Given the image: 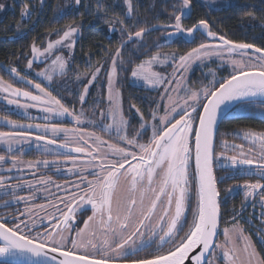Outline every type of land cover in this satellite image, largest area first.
<instances>
[{"label": "snow or ice", "instance_id": "snow-or-ice-1", "mask_svg": "<svg viewBox=\"0 0 264 264\" xmlns=\"http://www.w3.org/2000/svg\"><path fill=\"white\" fill-rule=\"evenodd\" d=\"M124 4L125 19L119 20L105 19L107 9L102 6V0H96L94 10L85 4L89 14L103 13L100 18L108 24L109 31H119L122 40L121 46L114 50L101 46L103 56L87 83L83 79L89 73H77L73 83H83L78 97L79 112L66 107L64 97L58 98L59 92L53 95L56 89L50 91L49 87L54 75L68 74L76 37L82 34L80 24L69 23L63 29L46 33L49 37L57 35L58 39L49 41L43 51L35 43L31 45L28 70L38 60L46 63L53 50L68 52L67 60L56 55L50 65L35 73L50 82L48 87L22 75L16 66L0 65L13 81L0 77V98L29 121H44L22 123L7 115L0 118V125L11 129L0 131V145L6 152L0 154V169L18 174L0 175V197H9L0 200V206L24 205L15 210L16 215L0 216V258H5L4 264H21V258L26 264H186L189 261L190 264H264V254L257 250L237 219L248 204L253 208L259 205L261 227L257 237L264 246V131L233 133L249 142L252 147L247 151L242 144L225 140L223 150L216 152L217 124L222 114L238 104L264 107V48L228 39L219 30L213 31L214 22L207 19L185 27L183 21L191 16V0H181L179 7L172 6L169 23L139 27L135 31L126 24L127 19H132L134 24L138 22L133 15L134 4L132 0H124ZM80 5L81 0H71L63 7L58 5L55 15L63 17ZM40 6L43 8L44 0H40ZM4 7L0 4V11ZM31 15V7L25 4L21 19ZM156 28L172 29L164 37L165 43L177 36H184L188 42L201 38L203 42L178 56L153 54L132 68L131 77L143 80L152 90L163 88V91L159 92V99L150 100L155 105L150 119L145 118L135 103L130 105L129 111L135 109L139 115V127L130 133L131 121L124 115L121 92L116 87L119 73L127 71L121 59L122 48L136 41L139 51L145 46L142 38ZM17 36L22 37L23 33L18 30ZM94 54H85L89 68L93 66ZM22 57L26 58V54H18L17 60ZM213 58L219 60L218 67L230 66L228 76L217 78L212 70L204 74L213 79L202 89L203 95L189 89L186 74L192 65L199 62L203 66ZM169 63L173 68L169 75L154 70L155 65L166 67ZM105 72L107 109L100 110L97 120H87L83 105L93 85L103 90ZM16 83L31 86L34 91L17 87ZM64 90L75 99L67 81ZM104 102L103 98L94 99L93 113ZM29 109H38L42 115L33 117ZM161 109L164 115L159 114ZM56 118L74 122L76 126L67 127L55 122ZM105 120L109 122L105 124ZM85 124L100 129L110 139L86 131L82 127ZM113 136L115 143L111 142ZM144 137L147 139L141 142ZM33 147L55 159L25 161L14 154H23ZM193 153L194 169L191 168ZM3 164L10 166L3 168ZM61 165L70 167L65 170ZM214 166L226 169L228 175H214ZM41 167L55 168L54 174L66 171L76 178L56 183L52 176L38 174ZM26 174L32 179H26ZM237 176L257 179L225 189V198L242 191L245 199L239 213L230 210L231 226L223 228V240L218 241L222 218L218 185ZM11 180L18 182L9 183ZM18 192L26 194L18 195ZM41 198L44 202L36 203ZM89 207L91 214L78 227L80 216Z\"/></svg>", "mask_w": 264, "mask_h": 264}, {"label": "trees", "instance_id": "trees-1", "mask_svg": "<svg viewBox=\"0 0 264 264\" xmlns=\"http://www.w3.org/2000/svg\"><path fill=\"white\" fill-rule=\"evenodd\" d=\"M231 1L233 3L228 6L210 9L199 0H191V16L183 21L184 26L190 27L192 23L199 19H207L210 23L214 22L212 24L213 31L219 30L228 39L236 42L250 43L256 47L264 48V27H262L264 25V0ZM86 3L90 5L91 9L94 10L96 8V0H81L79 8H73L68 11L67 15L57 18L55 15L56 7L58 5L61 7L65 6L62 0H44L43 8L40 6V0H13L10 8L4 12L0 19V65H8L9 67L16 66L21 70V74L27 66V59L30 58V49L33 43L39 48H44L48 40H53L58 37L57 35L49 37L46 33L53 29H63L69 23L80 24L82 34H80L75 44L72 66L68 70L67 76H57L53 79V87L56 89L55 95L59 92L60 95L58 98L60 96L64 97L63 102L65 106L71 109L81 107L78 101L79 93L91 71L96 66H99L98 62L103 56L101 46L114 50L116 47L121 46L122 40L119 31H109L108 24L100 18L103 13L98 15L89 14V11L85 8ZM132 3L134 4L133 15L138 22L134 24L132 19H127L126 24L131 25V30L135 31L139 27L169 23V14L173 11L172 6L176 5L179 7L181 0H132ZM25 4L31 7L32 15L28 19L22 20L21 12ZM102 6L107 9L105 19H125L124 13L127 11V7L124 4V0H102ZM116 27L119 29L120 25L117 24ZM18 30L23 33L22 37L17 36ZM169 30L156 28L155 30L149 31L142 38L145 46L140 47L139 51H137L139 45L136 41L128 43L122 48L121 59L125 62L127 71H121L119 73L118 88L121 92L124 115L131 121L130 133L137 126L136 119L130 117V105L135 103L145 114L154 107V104H150V100L153 99V96H156L154 92L138 90L130 85L129 75L131 69L143 59L156 52L174 50L178 54H183L203 42L201 38L188 42L179 37L169 45H159L162 35ZM89 52L95 53L91 57L93 65L91 68L86 64L87 57L85 54ZM20 53L26 54V58L22 57L17 60V55ZM42 67L43 64H34L32 69L40 70ZM85 72H88L89 75L83 79V83L80 85L74 84L73 81L76 80L77 73ZM195 74L197 72H194L189 82L192 81V77L195 78ZM0 77H3L4 80H8L9 82H13L9 74L2 68H0ZM104 80L105 76L103 82ZM65 81L68 82L69 89L75 92V99L70 95L69 91L64 90ZM100 91V97L104 98L105 88L103 90L100 89ZM238 105L233 107L228 113L232 112ZM103 106L104 103L100 104V107ZM93 107L94 103H86L83 105L86 114L91 113L95 115V112L101 108L96 107L93 113ZM145 118L148 119L149 117L145 116ZM245 130L264 131V120L249 114L226 115L217 128L216 140L227 134L224 138L225 140L235 141L237 138H234L233 134L232 136L228 134ZM222 172L225 173L226 171H219L216 174ZM252 178V181H254L253 176L251 178L225 179L224 184L228 186L238 180L250 181ZM220 193L223 195L222 189H220ZM0 264H4V262H0Z\"/></svg>", "mask_w": 264, "mask_h": 264}, {"label": "rangeland", "instance_id": "rangeland-1", "mask_svg": "<svg viewBox=\"0 0 264 264\" xmlns=\"http://www.w3.org/2000/svg\"><path fill=\"white\" fill-rule=\"evenodd\" d=\"M12 1L13 0H0V4L5 5L4 9L2 11H0V19H1L2 15L4 14V12L7 11L10 8V5H11V2ZM62 1H63L64 5L66 4V2H71V0H62ZM199 1L201 3H203L205 6H207L208 8H210V9H215V8H218V7H221V6H228L231 3H233L231 0H215V3H213L212 0H199ZM169 31H172V29H170ZM166 34H167V32H165L162 35L161 42L159 43V45H161V46L162 45H169L175 39H177L179 37H181L184 40H187L184 36H177V37L172 38L170 42L165 43L164 37L166 36ZM79 36H80V34L77 35L76 42H77ZM56 39H58V37ZM56 39L48 40L46 42V44H45V47L47 46V43L49 41H55ZM74 49H75V46H74ZM40 50L43 51V48H40ZM156 53H163V54H169L170 55V54L176 53V52L174 50H165L163 52L159 51V52H156ZM176 54H177V56L179 55L178 53H176ZM56 55H62L63 57H65L66 60L68 58V52H67L66 49L53 50V53L50 54V58L46 61V63H41L38 60L35 64H43L42 69H44L46 66H48V65L51 64V60L52 59H55V56ZM151 56H149V57H151ZM73 57L71 58V60L69 62V69L72 66ZM149 57L143 59L142 61H146ZM30 58H31V52H30ZM160 58L163 59V56H161ZM110 63H111V61L109 62V64ZM139 64H137V65H139ZM137 65H135V66H137ZM219 65H220L219 60H217L215 58H213L211 61H205V63H204L203 66H201L199 64V62L193 64L192 67H191V69H190V71H189V73L186 74L188 88L191 89V90H193V91H201V95H203L202 89L204 87L208 86L209 82L213 79V77L211 75H204L205 73H209L210 71L215 70L216 71V77L217 78H220V77H227L228 74L231 72V68L227 64H225V65H223L221 67H218ZM40 70H33V69L28 70L27 69V66H26V68H25L24 72L22 73V75L26 74V75H28V77L30 79L34 80L35 82L42 83V86L48 87L49 86V83H50L49 81L44 80L43 77H37L35 75V73L38 72V71H40ZM154 70L159 71V72H161L164 75H169L170 73H172L173 68H172L171 64L169 63L166 67H162V66H159V65H155L154 66ZM93 71H94V69H93ZM194 72H197V74H195V78L192 77V81L189 82V80H190L191 76L194 74ZM57 76H60V75H54L53 76V79L56 78ZM104 76H105V80H104L103 84H104V88H105V93H104V98L103 99H104L105 102H104V106L103 107H100V105H99L98 108H101V109L106 110L107 109V106H108L107 105V101H106V96H107L106 72L103 73V78H104ZM90 78H91V75H89V77L87 79H90ZM86 83H87V81H86ZM129 83H130V85L134 86V88H137L138 90H146V91L154 92L156 94V96H153V99H159V92H162L163 91V88H159L157 90H152V89L146 87L145 84H144V82H143V80H137L136 78L131 77V73L129 75ZM16 84H18V85H16ZM16 84H15V86H17V87H28V90L34 91V89L31 86L21 85L19 83H16ZM51 84H52V86L49 87V90L50 91L53 90V81L51 82ZM116 87L118 88V83H117ZM82 91H83V87L81 88L80 92H82ZM55 92L56 91H53V95H55ZM100 92H101L100 89H98L95 85H93L90 88V90H89L87 104L88 103H90V104L93 103L94 102V99H96V98H101L100 97ZM181 95H183V93H181ZM89 98H91V99L89 100ZM154 107H155V105H154ZM80 108L81 107H79L78 109H76V111L79 112L80 111ZM69 109H71V108H69ZM101 109H98L95 112L96 117H95L94 114H91L90 113V114H86L85 119H87V120H97L99 118L100 110ZM84 111L86 113V110H84ZM150 112L151 111H147L145 113V116H148L149 117L148 119H150V115H149ZM28 113H29V115H31L33 117H38V116L42 115L39 112L38 109H29L28 110ZM159 114L160 115H164L163 109H161V111H160ZM233 114H249L251 116L259 117V118H262L264 120V107H261L259 104H257L255 107H249L247 105L241 104V105H238L232 112L228 113L227 116H231ZM5 115H7L9 117V119L18 120V121H20L22 123H29V122H31V123H44V121L42 119H37V120L29 121L27 118H25L22 115H20L15 110L14 106H7L6 105V101H4L2 98H0V118L4 117ZM130 117H133V118L136 119L137 126L135 127V129L138 128L139 127V115L136 113V110L135 109H131ZM55 122H62V123H64L65 126L70 127V128L76 126L74 122H70L68 120H61L60 118H56ZM108 122L109 121H107V120L104 121L105 124L108 123ZM82 127L86 131H95V132H97L98 134H100L106 140L107 139H110V137L107 134L100 132V129H98V128H94L93 126L88 125V124H85ZM0 129H1L0 131H10L11 130L10 128L4 127L2 125H0ZM245 131H248V130H245ZM133 132H134V130H132V133ZM238 132H241L242 133L243 131H238ZM255 132H258V131H255ZM232 134L233 133L228 134V135H231L232 136ZM148 135H151V129L150 128H149ZM226 135L227 134H225L224 137H222V138L219 137L216 140V152L217 153H219L220 151L223 150L222 149V142L225 141L224 138H225ZM233 137L234 138H237V140H235V141H228L230 144H232V143L242 144L244 146L245 151H247L250 147H252L249 144L248 141H246V140H244L242 138V136L236 137V136L233 135ZM63 138L64 137L61 135L60 136V139L62 140ZM146 139H147V137L142 138L141 142H145ZM111 142H113V143L116 142L114 136L111 138ZM0 154H6V152L4 151L2 145H0ZM14 154L20 156V158L23 159V160H25V161H27V160H36V159H41V160H43V159H48V160L55 159V157L52 156V155H47V154H44L43 152L36 151L34 147L31 148V149H29V150H26L23 154H20L19 152H16ZM228 154L231 155L233 153L232 152H229ZM26 158H28V159H26ZM60 159H63V157H60ZM193 163H194V159L192 158V160H191V168L193 167ZM9 166H10L9 164H8V166H7V164H3V168H8ZM67 167H70V165H61V168L62 169H65L66 170ZM46 170H48V169H44L43 167H41L39 169L38 174L46 175ZM223 170L226 171V169H222V168H220L218 166H214V175H217L218 177H225L226 175H228V172L227 171L225 173L222 172L220 174H216L217 172L223 171ZM51 171L53 173H55V168H52ZM0 175L11 176V175H18V174L17 173L4 172L2 169H0ZM63 175L68 176V177H72V180H74L76 178L74 176H71V175L67 174L66 171H64V174ZM52 177H53V175H52ZM25 178L26 179H32V177L30 175H27V174L25 175ZM89 178H91V177H89ZM252 180H253V178L250 181L251 182H254L255 181V180L254 181H252ZM11 181H16V180H11ZM11 181H9V182H11ZM69 181H71V179ZM225 181L226 180L224 179L223 183H221V184L218 185L219 186V190L222 189V192H223V195H221L222 202H223V199L225 198L224 197V195H225V189H227L229 186L232 185L231 184V185L226 186V184H224ZM17 182L18 181L14 182V183H17ZM240 184H242V183L240 182ZM24 194H26V193H21L20 195H24ZM242 197H243V201H244L245 198L243 196V193H242ZM256 199H258V197H256ZM43 202H44L43 201V198H41V199H39V200L36 201V203H38V204L39 203H43ZM195 203H196L195 197H193V201H192L193 207L195 206ZM20 206L22 208L24 207L23 204H21ZM0 207H2V206H0ZM85 212H86V215L87 216L90 215L91 214L90 207ZM236 212H238V211H236ZM190 219H191V213H190V210H189V220ZM222 222H223V220L221 218V223ZM221 226H222V224H220V227ZM186 228H187V225H185V229ZM222 230H223V228H220V235L217 237L218 241H222L223 240ZM181 234H183V233H181ZM165 247H168V246L165 245Z\"/></svg>", "mask_w": 264, "mask_h": 264}, {"label": "flooded vegetation", "instance_id": "flooded-vegetation-1", "mask_svg": "<svg viewBox=\"0 0 264 264\" xmlns=\"http://www.w3.org/2000/svg\"><path fill=\"white\" fill-rule=\"evenodd\" d=\"M26 159H28V158H26ZM7 166H8V164H7ZM192 169H194V164H193ZM46 175L47 176L53 175V180H55L56 183H63V182L69 181L70 179L72 180V177H68V176H65L63 174L62 175L61 174H54L51 170H46ZM244 177H248V178L250 177L251 178V176H237V177H235V179H240V178H244ZM228 179H230V178H228ZM254 179L256 181L257 177L254 176ZM14 182H16V181H11L9 183H14ZM240 182L244 183L245 181H239L238 180L237 182L232 183V185L240 183ZM242 193L243 192L240 191V192H237L235 195H232L229 198L223 199V202H222V220H223V222L222 223L220 222V224H222V226L220 228H224L225 226H231L228 222L229 217L232 215V212L230 210L235 209L236 211H238L237 213H239L241 211V204L243 203ZM17 194L20 195L21 193H17ZM7 199H9V197H7V196H3L0 198V200H7ZM17 208H22V207L20 205H16V204H13L8 208L0 207V216L16 215V211H14V210H16ZM260 210L261 209H260L259 205H257L255 208H253L251 204H248L247 207H245V209L243 210V214L241 216H238L237 219L239 220L240 224L246 229V234L251 236V239L254 242V244L256 245L257 250L261 251L262 254H264V246L261 245L260 240L257 238V230L261 227V218L258 216V213L260 212ZM85 218H87V215H86V212L84 211L82 213V215L80 216V223H79L78 227L83 226V219H85ZM249 218H251L250 222H248ZM73 234H75V233H73ZM148 250L151 251L152 249H148ZM141 254H143V253H141Z\"/></svg>", "mask_w": 264, "mask_h": 264}, {"label": "water", "instance_id": "water-1", "mask_svg": "<svg viewBox=\"0 0 264 264\" xmlns=\"http://www.w3.org/2000/svg\"><path fill=\"white\" fill-rule=\"evenodd\" d=\"M228 112H226V113L221 115V118H220V120L218 121V124H217V128H218L219 124L221 123V121L223 120V118L227 115ZM193 159H194V153H193ZM193 164H194V167H195V160H194ZM4 261H5V258H0V262L1 263H3ZM21 264H26V261H24L23 258H21ZM186 264H190V261L186 262Z\"/></svg>", "mask_w": 264, "mask_h": 264}]
</instances>
